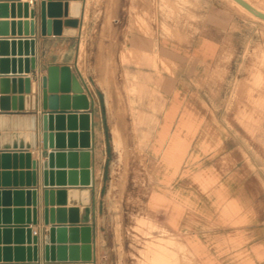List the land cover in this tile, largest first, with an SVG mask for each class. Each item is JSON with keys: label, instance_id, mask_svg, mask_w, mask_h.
<instances>
[{"label": "crops", "instance_id": "1", "mask_svg": "<svg viewBox=\"0 0 264 264\" xmlns=\"http://www.w3.org/2000/svg\"><path fill=\"white\" fill-rule=\"evenodd\" d=\"M29 1L31 0H0V5L8 6L7 9H0V23L8 24L7 29L0 27V41L9 42L7 47H0V60L8 61V69L7 71L3 69V72H9L0 74V107L1 99L7 98L10 108L8 112H0V120L5 119L8 122L7 127H1L0 124V153H29L30 162L36 164L33 183L31 173L33 170H27L26 158L21 161L17 159L15 163L11 159L9 170H3L4 165L0 158V192L6 191L10 194L7 199L0 196V264H82V261L70 262L69 257H66L67 260L64 262H58L56 252L54 262L45 261L44 238L49 229V226L44 225L46 209L55 211V220L58 218V210L65 211L61 217L65 218L66 223L55 224L57 226H90L91 263L106 264L109 260L111 232L108 219L109 217L119 219L117 201L119 188H123L125 202L129 200L136 202L142 197V211L162 223L172 233L181 235L200 264H242L241 253L245 251L248 252V256L243 258L244 264H262L255 256L259 255L264 260V149L255 151L251 146L237 148L231 141L236 137L235 120L230 115H221L220 110H214L207 118L189 111L178 115L179 107L193 106V103L179 97L177 94L181 90L179 82L173 84L169 72L163 67H158L157 72L152 66L136 65L139 58H144L149 63L155 54L150 49V44L138 34L128 37L129 34L126 33V36H122L121 43L118 40L116 51L107 57L114 60L113 67L105 74L101 73V86L95 87L96 92L93 94L89 87L85 86L77 69L79 51L77 53L76 42L81 34L86 0H53L60 3L61 17L48 19L46 14V20L62 23L61 36L42 34L41 5L48 0H32V5ZM13 3L29 4V11H34V18L31 19L29 13L26 19L24 8H21L20 15L17 8L12 12L10 5ZM30 21H34V35L30 34V26L26 28L24 26V22ZM66 21H77L78 27L66 26L64 24ZM18 22L23 23L20 33ZM111 26L127 32L133 24L126 17L125 20L114 19ZM19 40H34V57L25 56L24 46L21 47V56L17 46L13 53L11 41ZM124 45L131 50L132 55L131 59L127 56L129 61L127 65L121 63V57L125 53ZM178 53L173 61L168 55L163 57L168 63L176 64L172 73L176 76H198L203 74L204 63L219 58L221 48L214 39L195 38L191 53L190 50H181ZM31 58L35 60L34 70L31 69L29 74H18L17 60ZM12 61L15 62V74H12ZM189 62L196 63V66H187ZM198 65L201 67H197ZM54 66L70 67L90 99V111L71 109L64 114L66 118L68 115L90 113L89 148H82L80 145L79 134L84 131H81L82 127L77 119L75 127L72 128L65 119L62 127L64 131H57L58 127L54 123L52 131L53 135L76 136L77 145L73 149L68 148L66 137L64 138L65 151H90V187H57L56 176L53 187L44 185L43 162L48 159L43 152L42 144L41 121L44 111L41 80L47 76L48 69ZM125 76H128L127 80ZM25 78L30 79L29 94L25 92ZM126 81L131 85L137 83V86L144 87L147 93L155 91L158 87V95L144 94L142 98H124L121 88ZM156 81L159 84L157 87ZM185 90L188 89H183ZM119 92L122 100L113 101L112 96L117 99ZM57 96L59 99L62 97L60 93ZM13 98L16 99L17 111H12ZM60 101L57 103L58 106ZM20 103L23 111H19ZM128 105L143 109L135 110L134 116L118 111L119 107L128 108ZM205 105L209 104L206 102ZM195 106H204V99H197ZM211 106L220 107V100L212 102ZM156 108L160 111L156 112ZM28 118L34 120L33 130L26 129L25 120L22 122L23 128H19L17 121ZM15 122L16 127L13 126ZM207 123L212 125L211 151L204 152L200 146L185 151L184 140L203 138ZM27 136L30 137L29 141ZM131 139L150 141L146 146L139 147L131 145ZM81 140L86 143V139ZM162 140H169V145L163 147L157 145V141L159 143ZM55 151L56 149L48 150ZM141 160L144 166L141 165ZM76 162L78 169L75 171L79 172L81 163L79 153ZM65 164V172L74 171L68 168L67 160ZM48 171L56 174L63 169H57L54 162L53 168H48ZM3 172H10L9 178H4ZM119 178H122L124 183L119 181ZM33 191L36 201V225L32 222L27 224V218L32 217L30 212L34 208ZM46 191L54 192L52 206L45 205ZM14 192L22 193V196L15 197ZM72 209L78 211L79 223L76 225L69 223V211ZM14 211H20L22 214L16 215ZM27 211H30L29 214ZM3 212L9 214L4 216ZM86 217L89 223L83 224L82 220ZM15 228L22 229L23 234L15 235ZM25 229L36 232V235L33 234L38 237L35 247L28 244ZM4 231L10 234L4 235ZM114 236L118 264H122L118 224L115 225ZM69 240L68 236L67 246H70ZM54 246L57 247V243Z\"/></svg>", "mask_w": 264, "mask_h": 264}, {"label": "rangeland", "instance_id": "2", "mask_svg": "<svg viewBox=\"0 0 264 264\" xmlns=\"http://www.w3.org/2000/svg\"><path fill=\"white\" fill-rule=\"evenodd\" d=\"M246 1L264 14V0ZM245 10L230 0H86L81 34L76 42L77 53L79 51L77 69L85 86L94 94L95 87L101 86V73L105 74L113 67L114 60L107 57L116 51L118 40L121 43L122 36H126V33L129 34L128 37L138 34L150 44V49L155 54L149 63L146 59L139 58L136 65L152 66L157 72L158 67H163L169 72L173 84L179 82L181 87L180 92H177L179 97L193 103V106L179 107L178 115L189 111L207 118L214 110H220L221 115H230L235 120L236 137L231 141L237 148L251 146L255 151L264 149V21L255 15L251 16ZM126 17L133 24L129 31L124 32L121 28L111 26L114 19L125 20ZM195 38L216 40L217 46L221 48L219 58L204 63L201 75H174L172 71L175 70L176 64L168 63L163 57L168 55L173 61L181 50H190L191 53ZM123 47L125 53L121 57V63L127 65L129 63L127 56L130 59L132 57L131 50L125 45ZM187 66L193 67L196 63L189 62ZM125 78L127 80L128 76ZM158 85L156 81V87ZM157 88L147 93L144 87L137 86V83L131 85L126 81L121 90L124 98L133 99L142 98L144 94L157 96ZM121 96L119 92L117 99L112 96V100L121 101ZM202 98L204 106H195L196 100ZM218 99L220 107H212L211 103L217 102ZM206 102L208 106L205 105ZM137 109L143 108L128 105V108L119 107L118 111L134 116ZM158 111L160 109L156 108V112ZM211 126L209 123L205 124L203 138L184 140L185 151H191L198 146L203 147L204 152L211 151ZM149 141L131 139L130 143L142 147ZM157 145L167 146L169 140H162L159 143L157 141ZM141 165L144 166L143 160ZM119 179L124 183L122 178ZM117 201L119 219L111 217L108 219L111 232L109 260L106 264H118L114 236L117 224L122 264H155L149 259L153 244H162L165 247L156 264H200L181 235L174 234L166 228L162 230L161 227H164L162 223L142 211V197L136 202L131 200L125 202L123 188H119ZM150 223H155L156 228L151 229ZM241 254L240 263L244 264L243 258L248 256V252ZM255 258L264 264L262 257L256 255Z\"/></svg>", "mask_w": 264, "mask_h": 264}, {"label": "water", "instance_id": "3", "mask_svg": "<svg viewBox=\"0 0 264 264\" xmlns=\"http://www.w3.org/2000/svg\"><path fill=\"white\" fill-rule=\"evenodd\" d=\"M237 3L241 4L244 8L255 14L257 17L264 20V14L257 12L255 9H253L249 4L242 0H235ZM65 9L67 8V5H64ZM8 6L5 4L0 5V9H7ZM10 8L13 12L15 8L18 9V14L20 15L21 8H24V14L25 18L27 19L34 18V11H29V4L25 3L24 5L21 4H11ZM41 13H42V34L45 35H54V36H61V26L62 23L60 21H52V20H46V14L48 16V19L52 18H59L61 17L60 12V3L53 2V0H48L47 2H43L41 5ZM65 15L67 16V13L65 12ZM66 26L76 28L78 27L77 21H66L64 23ZM18 31L21 32V26H23V23L18 22ZM8 24L6 22L0 23L1 28L7 29ZM13 26V25H12ZM25 28L27 26H30V34L34 35V21L30 22H24ZM8 41H0V47L8 46ZM12 51L15 53V47H18V53L19 56H21V47L24 46L25 48V56L31 55V57H34V46L35 42L34 40H24V41H11ZM14 55V54H13ZM18 74H29L30 70H34L35 68V60L34 58L31 59H18ZM23 63V67H22ZM7 60H0V68L1 72L0 74H8L9 72H3V69H6L7 71ZM15 62L12 61V74H15L14 69ZM5 67V68H4ZM4 83H7V81H2ZM25 92L26 94H29L31 92V86H30V79L25 78ZM42 85V109L44 111L42 121H41V130H42V144H43V152L47 155V161L43 162V168H44V185L46 187H53L54 184V177L56 176V186L57 187H90L91 186V171H90V158L91 153L89 150H85L82 152H69L65 151V143L64 138L66 137V144L69 149L75 148L77 145L75 138V135H64V134H56L53 135V127L54 123H56V126L58 127L57 131H64L62 129L63 127V121L66 119L68 126L70 128L75 127V120H79L80 127L82 132L79 134L80 138V145L82 148H89L90 144V113L86 112L85 114H79V115H68L65 118V112L69 110L73 111H90L91 110V103L89 101V98L84 93L83 86L79 79L73 74L72 70L68 66L63 67H50L47 71V76L41 80ZM61 94L62 97L59 99L58 94ZM69 94H72V96H69ZM60 101V106H58V101ZM9 99L2 98L1 102L2 105L0 107V112H8L10 111V108L8 106ZM13 106L12 111H17L18 109L15 106L16 99L13 98ZM21 102V98L19 99ZM19 111H23V108L21 106V103L19 105ZM58 111H61L62 113H58ZM78 114V113H76ZM75 130V129H69V131ZM81 138L86 139V143L82 142ZM55 140V142H54ZM56 149L55 152H48V150ZM79 153V156L81 158L80 163V170L79 172L75 171L77 168V154ZM0 158L3 161V170H9V161L11 159L14 160V163L17 159H20V161L23 158H26L27 160V170H33L32 176H33V183L35 180V163H31V155L29 153H23V152H3L0 153ZM65 160H67V165L69 169H74V171H68L65 172L64 169L66 168ZM54 162H56L57 169H63V171L56 172L54 174L52 171H48L49 169L53 168ZM15 169V167H14ZM10 172H3L4 178H9ZM77 175H79V178L77 179ZM67 176V181H65ZM15 197L22 196V193L14 192L13 193ZM27 196H29V192L26 193ZM35 192H32L33 196V202L32 206L34 207L33 210L27 211V214L29 212L32 214V217L27 218V224H31V222L36 225V201L34 198ZM0 196H2L4 199L9 198L10 194L6 191L0 192ZM54 203V192L53 191H46L45 192V205L48 206L49 204L52 206ZM4 216L9 214V212H3ZM14 214H22L20 211H14ZM58 218L55 220V211L53 209H46L44 212V225L47 227L49 226V229L47 231V234L44 238V255H45V261L47 263H52L55 261V252L57 253V261L58 262H64L67 260L66 257H69L70 262H78L82 261V264H92V246H91V228L90 226H57L55 224L60 223H66L65 218L61 217L65 214V211L58 210L57 211ZM70 214V220L69 223L72 225H76L79 223L78 219V211L77 209H72L69 211ZM83 224L89 223V219L86 217L84 220H82ZM26 234V240L29 245H34V247L38 243V237L33 236V231L30 229H25ZM4 235H9L10 232L4 231ZM14 234H23V230H19L18 228L14 229ZM80 235V238H79ZM69 236V245L67 246V239ZM55 243H57V247H55ZM78 244H81V246H77ZM35 251V248H34ZM79 251H81V254L79 255ZM4 252H9L7 250H4ZM36 260V259H35Z\"/></svg>", "mask_w": 264, "mask_h": 264}, {"label": "bare ground", "instance_id": "4", "mask_svg": "<svg viewBox=\"0 0 264 264\" xmlns=\"http://www.w3.org/2000/svg\"><path fill=\"white\" fill-rule=\"evenodd\" d=\"M242 1H244V2H246L247 4H249L253 9H255L256 11L258 10V8L256 7V6H254L253 4H251L250 2H248V1H246V0H242ZM232 2L236 5V6H238L239 8H241L242 10H245L246 8H243V6L241 5V4H239V3H237L235 0L233 1L232 0ZM247 10V9H246ZM245 10V11H246ZM247 12L251 15V16H254L255 14H253L252 12H250L249 10H247ZM257 12H259V11H257ZM256 16V15H255ZM261 19V18H260ZM262 21H264L263 19H261ZM82 44V43H81ZM81 48H83L82 46H81ZM84 49V48H83ZM81 51V50H80ZM85 93V92H84ZM70 96V95H69ZM88 97V96H87ZM89 98V97H88ZM89 101H90V99H89ZM26 121V129H32L33 130V128H34V120H33V118H28V119H21V120H19V121H17L18 122V124H19V128H23L22 127V122L23 121ZM17 122H15L14 123V127H16V123ZM0 124H1V127H7L8 126V122L5 120V119H1L0 120ZM27 138V140L29 141L30 139V137L29 136H27L26 137ZM98 153H100V152H98ZM98 156V155H97ZM103 159V158H102ZM151 229L153 228V229H155L156 228V226H155V223H150V226H149ZM161 229L162 230H165V227H161ZM171 232V231H170ZM153 246V247H152ZM151 246V250H150V252H151V255H150V257H149V259L150 260H152V262L153 263H155L156 264V262H157V260H159V258H161V253L162 252H164V251H162L163 250V248L165 249V247L162 245V244H153ZM162 251V252H161ZM164 256V255H163ZM166 258V257H165Z\"/></svg>", "mask_w": 264, "mask_h": 264}, {"label": "built area", "instance_id": "5", "mask_svg": "<svg viewBox=\"0 0 264 264\" xmlns=\"http://www.w3.org/2000/svg\"><path fill=\"white\" fill-rule=\"evenodd\" d=\"M29 4H31V5H32V4H33V1H32V0H31V1H29ZM33 234H34V235H36V232H33Z\"/></svg>", "mask_w": 264, "mask_h": 264}]
</instances>
